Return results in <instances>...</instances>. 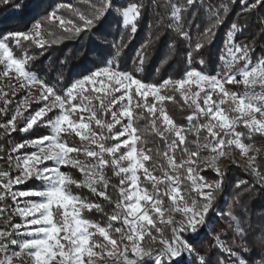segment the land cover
Listing matches in <instances>:
<instances>
[{
  "label": "snow or ice",
  "instance_id": "snow-or-ice-1",
  "mask_svg": "<svg viewBox=\"0 0 264 264\" xmlns=\"http://www.w3.org/2000/svg\"><path fill=\"white\" fill-rule=\"evenodd\" d=\"M10 2L11 0H0L3 5ZM196 2L197 0H157L152 7H161L165 13L170 11V15L161 18V23L164 19L171 20L172 23L167 27L180 39L189 40L188 28L191 27V21L185 24L183 18ZM243 7L245 12H251L264 7V0H253L251 4L248 0H243ZM112 8L113 0H100L90 15L76 12L77 19L81 21L79 25L62 18L59 15L60 9L57 8L43 21L35 23L29 33H17L0 39V65L4 67L0 75L18 80L20 89L28 93L25 100L17 106L18 110L11 120L0 124V129L8 136L17 131L28 133L36 126L46 127L51 133L12 148V153H19L25 148L35 150L31 154L16 157L14 167L18 175L13 177L9 172L0 171V201L10 198L15 205L14 214L24 221L22 224H12V230L8 231L7 225L11 220L5 219V230H0V264H13L14 261H22L24 257L31 264H102L105 260L109 264H182L183 254H192L194 251L183 238L184 234L195 235L205 226L209 213L213 211L215 193L222 185V180L211 183L205 181L193 167L194 157L198 156V152H189L185 146L188 135L197 138L199 147L200 133H206L203 148L215 154L210 159V166L218 177H222L223 173L215 167V161L225 155V149L235 147L242 156L248 158L249 171L255 180L264 184V170L256 166L255 156H249L251 149L242 142L244 134L236 131L238 127L247 129V139H251L253 135L264 136V58L252 65L249 46L234 42L235 34L241 31L238 25L233 24L227 33L219 57L222 67L215 75L189 69L182 79H168L160 85L145 84L131 74L114 69L109 62L107 66L73 82L58 93L54 87L27 70L26 66L34 57L25 53L22 58H16L9 47L10 42L19 48L22 41H31L37 48H43L45 40L41 31L44 23L58 22L63 31L78 36L97 28ZM226 10L225 5L205 9L209 24L204 30L203 40L190 48L187 56L189 61L206 44L213 42L216 29L221 23V13ZM142 11L143 4L137 2L117 9V14L122 17L125 27L132 26L134 33L135 22L140 19ZM112 46L118 53L121 45L113 43ZM143 63L144 59L140 57V64ZM200 63L202 65L203 61ZM241 63L243 67L233 71ZM227 85L243 86L245 91L242 95H237L228 91ZM257 88L260 91H256ZM34 89L39 91V95L32 100ZM165 90L178 93L180 99L192 109L193 114L187 117V129L178 126L165 111L164 104L174 101L173 97L162 94ZM7 95L0 93V96ZM30 102H43V106L34 114L24 117ZM9 103L10 100H5V107ZM117 105L120 107L113 111ZM57 110L59 114L53 119L50 113ZM137 110L145 113L146 117L137 116ZM0 114H3V109H0ZM105 117L110 119L106 120ZM145 118L150 122L152 133L165 145L162 152L157 150L155 154L163 161L162 164L156 163L151 148L144 147L142 137L147 129L141 130L134 126L136 120ZM21 119L24 126L18 127L17 121ZM200 120L207 122L199 123ZM95 129H99V132ZM65 135L76 136L81 146H69L63 142L61 137ZM110 141L115 143L109 145ZM178 149L184 157L179 163L175 156ZM0 152H4V149L0 148ZM79 156L86 159L81 160ZM0 159L4 157L0 156ZM49 161L54 166L41 168V165ZM149 161H152V168L146 166ZM7 163L12 167L11 154ZM62 167L76 169L84 180L77 182L70 175L61 172ZM108 167L112 168L115 176L120 177L119 188L115 189L119 201L114 205L116 211L107 216V227H101L83 216L85 211L103 212L101 205L74 196L70 186L87 188L93 196L113 204L106 193L109 182L103 171ZM181 170L185 173L183 177ZM156 172L160 175H156ZM182 179L188 182L187 186L196 194L199 202L185 199ZM29 180L40 182L43 187L13 191L14 187ZM141 180L151 185V192L141 184ZM246 184V181L238 182L236 188ZM98 186L104 190H98ZM160 186H164L163 191ZM165 196L170 201L167 211L163 207L162 197ZM27 198H39V202L28 203L23 207L17 204L18 200ZM4 212L5 208L0 207V213ZM177 213L182 219L175 223L171 240L166 239L158 229L157 221L172 225V216ZM166 214L167 220L164 219ZM219 215H226L230 222L236 221L231 212ZM113 224H122L123 227L113 229ZM22 228L25 231L21 232ZM153 230H156L155 236L152 234ZM235 231L243 239L245 230L238 222ZM113 232L119 235V240L113 237ZM13 233L30 239L18 244L15 239H10ZM96 236L101 237L103 243L94 240L93 237ZM157 236L162 249L155 254L152 250H145V237L149 238L147 243L151 244L157 242ZM215 239L217 248L225 257L219 264H237L234 259L236 253L219 237ZM10 247H18L19 252L9 254ZM197 264L207 262L199 257Z\"/></svg>",
  "mask_w": 264,
  "mask_h": 264
},
{
  "label": "trees",
  "instance_id": "trees-1",
  "mask_svg": "<svg viewBox=\"0 0 264 264\" xmlns=\"http://www.w3.org/2000/svg\"><path fill=\"white\" fill-rule=\"evenodd\" d=\"M137 2L143 4V11L140 19L135 22L136 31L133 33L131 25L127 27L123 25L122 17L117 14V9ZM156 2L157 0H113L112 10L99 26L91 31L72 36L63 31L58 26V22L54 24L44 23L41 31V36L45 40L43 48H37L31 41L27 43L22 41L19 48L14 47L13 42H10L9 47L12 48L16 58H22L25 53L34 57L26 66L27 70L37 75L49 86L54 87L58 93L72 85L73 82L105 67L110 61L120 72L129 73L134 78L150 85H160L168 79H182L189 69L215 75L221 65L219 57L222 54L225 36L233 24L241 28V31L237 33L236 43L247 44L250 49L249 52L255 60L264 57V7L245 12L243 0H197L196 5L184 14L183 22L188 24L191 21V27L188 28L190 39L183 40L167 27L169 23H172L171 20L164 19V22L161 23V18L170 15V11L165 13L161 7L153 8L152 4ZM252 2L253 0H248L249 4ZM99 3L100 0H11L8 5L0 4V39L17 33H29L35 23L43 21L49 13L57 8L60 9L59 15L62 18L72 20L79 25L81 21L77 19L75 13L90 15ZM219 5H225L227 10L221 13V23L216 29L213 42L206 44L200 53L189 61L187 56L190 48L203 40L204 30L209 24L205 9L209 6ZM113 43L121 45L118 53L113 48ZM140 57L144 59L142 65L140 64ZM200 61H203L202 65ZM1 71L0 66V73ZM226 87L228 91L237 95H242L245 90L243 86L237 85H227ZM7 94L6 98L11 103L5 107L4 102L0 100V109H3V114H0V124H6L11 120L15 113L16 101L19 99L18 96L13 95L12 90H9ZM164 95L174 98L172 103L166 102L164 104L169 117L178 126L187 129L189 127L187 117L193 114L192 109L180 99L178 93L165 90ZM136 115L146 117V114L139 110H137ZM104 119L109 120L110 117ZM206 122V120L199 121V123ZM149 124L147 118L134 122V126L138 129H147L142 137L145 142L144 147L146 149L151 148L153 150L151 154L156 163L162 164L163 161L155 154L157 150L162 152L165 145L158 136L152 133ZM17 125L23 127L22 119L17 121ZM95 131L99 132V129H95ZM237 131L244 134L242 139L247 145L264 141V136L260 135H253L251 139H247L248 130L243 127H238ZM47 134L48 128L42 126H36L28 133L17 131L11 136L4 134L3 129H0V148L4 149V152H0V156L4 157V159H0V171L11 173L12 167L9 166L7 160L14 146L28 140L41 138ZM221 135L223 136V134ZM204 136L206 133H200V146L197 147V138L188 135V143L185 146L189 152H198V158L194 157L197 164L196 170L201 171L203 177L213 182L222 180V185L221 189L215 193L213 211L209 213L207 219L208 224L212 226L211 231L206 227L196 237L184 234L183 238L187 240L194 251L191 254V262L189 263L183 257L182 264H197L199 257H202L207 264H219V261L225 257L216 246V237H219L226 246L236 253L234 259L237 264L242 262L245 264H264V184L258 183L248 168L245 169L240 166L224 164L220 169L223 173L222 177H218L215 171L211 169H203L209 156L208 150L203 148ZM63 138L69 146H81L78 138L73 135H65ZM108 143L111 145L115 142L110 141ZM175 156L177 163L181 158H184L180 149L176 151ZM80 157L86 159L84 156ZM88 162L92 163L93 161ZM255 164L258 169L264 170V147L258 150ZM146 166L152 168V161H149ZM164 167H167L166 164ZM103 171L109 182L106 193L112 199L113 204L93 196L87 188L70 186V191L82 200L100 204L104 209L103 212L85 211L83 216L101 227H107L109 224L107 216L116 211L114 205L119 201V195L115 189L119 188L120 177L113 174L111 167L105 168ZM65 172L71 173L77 182L81 181L82 175L76 169L68 168L65 169ZM155 174L160 175L159 172ZM183 175L185 173L182 171V177ZM241 181H246L247 184L242 185L239 189L236 188V184ZM144 184L151 192V185L145 181ZM181 185L190 202L192 200L199 202V198L187 186V181L182 179ZM38 187L39 183L30 181L22 189L30 190ZM160 187L163 191L164 186ZM98 190L103 191L104 189L98 186ZM162 199L163 204L168 209L170 207L169 200L166 196ZM0 207L6 209L4 213H0V220L12 217L10 199L5 198L4 201H0ZM228 212H231L232 216L236 218L235 222H230L226 215H219ZM237 222L245 230L243 239L236 234ZM157 227L166 239L171 240L174 225H166L157 221ZM152 234L155 236L156 230H153ZM114 237L118 239L117 234ZM94 239L101 242L99 236L94 237ZM148 240L149 238L145 237L147 247L153 244H148ZM158 240L159 236H157V242Z\"/></svg>",
  "mask_w": 264,
  "mask_h": 264
},
{
  "label": "rangeland",
  "instance_id": "rangeland-1",
  "mask_svg": "<svg viewBox=\"0 0 264 264\" xmlns=\"http://www.w3.org/2000/svg\"><path fill=\"white\" fill-rule=\"evenodd\" d=\"M229 32V31H228ZM236 36H237V33L235 34V37H234V42L236 43ZM226 39H227V34H226V36H225V40H224V44H225V41H226ZM224 47V46H223ZM262 58H264V57H262ZM261 58V59H262ZM249 59H250V61H251V63L253 64V63H257L259 60H261V59H259V60H255L253 57H252V55L250 54V52H249ZM111 62V65L113 66V68L114 69H117V67H115V65H114V63L112 62V61H110ZM108 64H109V62H108ZM107 64V65H108ZM106 65V66H107ZM1 66V68H2V71H1V73L4 71V67H3V65H0ZM221 67H222V65H220V68H219V70L218 71H220L221 70ZM243 67V64L241 63V64H237L236 65V67L233 69V71H236V70H238V69H240V68H242ZM196 70V69H195ZM197 71H199V70H197ZM202 72V71H201ZM122 73V72H121ZM203 73H205V72H203ZM129 74V73H128ZM207 74V73H206ZM11 75H14V74H10V76ZM35 75V74H34ZM37 76V75H36ZM38 77V76H37ZM87 77V76H86ZM86 77H84V78H86ZM134 77V76H133ZM39 78V77H38ZM40 79V78H39ZM136 79V78H135ZM41 80V79H40ZM78 81V80H77ZM19 81L18 80H16V79H14V78H10V77H4V76H2V75H0V93H8V91L9 90H12L13 91V95L15 96H18V98L19 99H17V101H16V106H15V112L18 110V105H20L24 100H25V98L28 96V93L26 92V91H24V90H21L20 89V87H19ZM162 94H164V93H162ZM38 95H39V91L38 90H36V89H34L33 91H32V97H31V99L32 100H35V98L36 97H38ZM117 95H119V94H117ZM216 97H214V99H215ZM0 100L2 101V102H5V100H7V98H6V96H0ZM43 106V102H41V103H33V102H30L29 104H28V111L27 112H24V117H28V116H30V115H32V114H34L40 107H42ZM120 107V105H117L116 106V108L115 109H113V111H116L118 108ZM227 106H225V108H226ZM33 109H35V111H32ZM165 109V108H164ZM54 114V116L52 117V115ZM59 114V110H57L55 113H50V116L54 119L55 118V116L56 115H58ZM257 118H259V117H257ZM46 120L48 119V117H46L45 118ZM125 123H127V121H125ZM197 123V122H196ZM23 126H24V124H23ZM236 131H237V129H236ZM238 132V131H237ZM51 133H50V129H48V134L47 135H50ZM47 135H45V136H47ZM74 136V135H73ZM222 136V135H221ZM44 137V136H43ZM76 137V136H75ZM42 138V137H41ZM39 139V138H38ZM36 140V139H35ZM61 140L63 141V142H65V143H67L66 142V140L63 138V136L61 137ZM31 141H33V140H28V141H26V142H24V143H27V142H31ZM242 142L245 144V146H247V147H250V149H251V151L249 152V156H257V154H258V150L260 149V148H263L264 147V141L263 142H258V143H252V144H250V145H247L245 142H244V140L242 139ZM68 144V143H67ZM35 150L34 149H31V148H25V149H23V150H21V152H19V153H12L11 152V163H12V171H11V176H13V177H15L16 175H18L19 173L15 170V163H16V157L17 156H23V155H28V154H31V153H33ZM122 152L124 151V150H121ZM209 152V156L207 157V159H206V166L203 168V169H205V170H207V169H211V170H213L212 169V167L210 166V159H211V157H213L215 154L214 153H211L210 151H208ZM196 158H198V156H196ZM79 159H81V160H85V159H83V158H81L80 156H79ZM224 164H227V165H234V166H240V167H243V168H245V169H249V161H248V158L247 157H244V156H242L241 154H240V152H239V150L238 149H236L235 147H232V148H230V149H225V155L224 156H222V157H220V158H218L216 161H215V167L216 168H218L219 170L221 169V167L224 165ZM196 161H195V164L193 165V167H195L196 168ZM51 166H54L53 164H52V162H48V163H46V164H44V165H41V168H44V167H51ZM65 169H68V168H61L60 170H61V172H63V173H65V174H68V175H70L71 177H72V175H71V173H69V172H65ZM182 171L183 170H181V177H182ZM198 171V170H197ZM199 173H200V175L202 176V174H201V171H198ZM216 174V173H215ZM203 177V176H202ZM73 178V177H72ZM204 178V180L205 181H207V182H209V183H211V182H213V181H211V180H209V179H207V178H205V177H203ZM84 180V177L82 176V178H81V181L80 182H82ZM30 181H35V180H29V181H27L26 183H24V184H22V185H19V186H17V187H14L13 188V191H28V190H24V189H22V187L24 186V185H26L28 182H30ZM35 182H37V181H35ZM37 183H39V187L38 188H36V189H41L42 187H43V185H42V183H40V182H37ZM141 184L145 187V188H147L146 187V185L144 184V181L143 180H141ZM30 190H33V189H30ZM148 190V189H147ZM182 192H183V194H184V196H185V199H187L189 202H190V199L186 196V194L184 193V190L182 189ZM74 196H76V195H74ZM79 197V196H78ZM7 198V197H6ZM8 199H10V198H8ZM81 199V198H80ZM10 201H11V199H10ZM32 202H39V198H27L26 200H18L17 201V204H19L21 207H23V206H25L26 204H28V203H32ZM170 202V201H169ZM198 202V201H197ZM11 203H12V201H11ZM163 207H164V209L167 211V207H165V205L163 204ZM14 209H15V205H13L12 204V212H11V216L12 217H9L8 219H10L11 220V223L10 224H8L7 225V230L8 231H11L12 230V224H22V223H24V221H23V219L21 218V217H19L18 215H16V214H14ZM6 210V209H5ZM208 217H209V215H208ZM208 217H207V219H208ZM164 219L165 220H167L168 219V215L166 214V216L164 217ZM182 219V216L180 215V214H175V215H173L172 216V220H173V224L172 225H174L175 226V223L177 222V221H180ZM117 227H123V225L122 224H113L112 225V228L113 229H115V228H117ZM208 228V230L209 231H211V227L212 226H210L209 224H208V222H206V224H205V226L203 227V228ZM202 228V229H203ZM201 229V230H202ZM0 230H5V220L4 219H1L0 220ZM201 230L197 233V234H195V235H192V236H194V237H196V236H198L199 235V233L201 232ZM23 231H25V229H21V232H23ZM115 232H113L112 233V235H113V237L115 236ZM185 234H187V233H185ZM115 238V237H114ZM10 239H15L16 241H17V243L19 244L20 242H23L24 240H27V239H30L29 237H26V236H22V235H18V234H16V233H13V236L10 238ZM93 239H94V237H93ZM120 239V237H119V235H118V239L117 240H119ZM95 240V239H94ZM100 240H101V242L100 243H103V240H102V238L100 237ZM97 241V240H96ZM97 242H99V241H97ZM162 249V245L159 243V242H156V243H153L152 245H150V246H146L145 245V250H152L153 251V253L155 254L157 251H159V250H161ZM98 251V250H97ZM8 252H9V254H11V253H16V252H19V248L18 247H10L9 248V250H8ZM183 257H185L186 258V260L190 263L191 262V254H188V253H184L183 254ZM182 257V258H183ZM25 261H27V264H31V261L30 260H28V258L27 257H24V259L22 260V261H14L13 262V264H24V262ZM102 264H109V262L107 261V260H105V261H103L102 262ZM241 264H245L244 262H242Z\"/></svg>",
  "mask_w": 264,
  "mask_h": 264
},
{
  "label": "built area",
  "instance_id": "built-area-1",
  "mask_svg": "<svg viewBox=\"0 0 264 264\" xmlns=\"http://www.w3.org/2000/svg\"><path fill=\"white\" fill-rule=\"evenodd\" d=\"M255 64H256V63H253L252 65H255ZM244 91H245V90H244ZM256 91H260V89H259V88H257V89H256Z\"/></svg>",
  "mask_w": 264,
  "mask_h": 264
}]
</instances>
